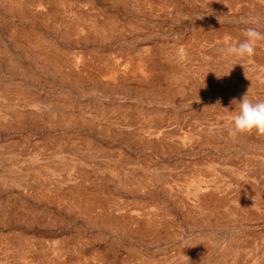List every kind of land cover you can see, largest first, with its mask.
I'll use <instances>...</instances> for the list:
<instances>
[{"label": "rangeland", "instance_id": "rangeland-1", "mask_svg": "<svg viewBox=\"0 0 264 264\" xmlns=\"http://www.w3.org/2000/svg\"><path fill=\"white\" fill-rule=\"evenodd\" d=\"M249 27L264 0H0V264H264V135L227 131L264 41L218 51Z\"/></svg>", "mask_w": 264, "mask_h": 264}, {"label": "clouds", "instance_id": "clouds-1", "mask_svg": "<svg viewBox=\"0 0 264 264\" xmlns=\"http://www.w3.org/2000/svg\"><path fill=\"white\" fill-rule=\"evenodd\" d=\"M250 23H256L253 18ZM244 39L239 44H233L227 47H221L218 51L225 59L235 58L244 60L251 57L256 45L259 41H264V33H261L254 27L246 28L243 32ZM244 67L245 76L247 78L246 67ZM217 78L222 76L217 74ZM224 76V75H223ZM251 88L239 100H233L232 105H235L234 115L230 122V127L227 129L229 136L236 137L245 133L255 132L257 135H264V99L250 98Z\"/></svg>", "mask_w": 264, "mask_h": 264}]
</instances>
